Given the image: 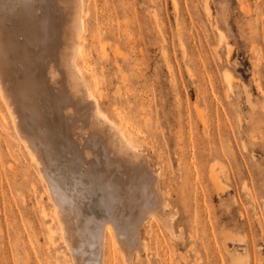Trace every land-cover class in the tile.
Listing matches in <instances>:
<instances>
[{"label": "rangeland", "instance_id": "obj_1", "mask_svg": "<svg viewBox=\"0 0 264 264\" xmlns=\"http://www.w3.org/2000/svg\"><path fill=\"white\" fill-rule=\"evenodd\" d=\"M85 1V77L159 172L173 216L172 231L156 218L141 227L148 248L133 264H264V0ZM58 134L54 168L97 222L98 183ZM51 209L0 100V264H71ZM107 237L104 264H125Z\"/></svg>", "mask_w": 264, "mask_h": 264}, {"label": "bare ground", "instance_id": "obj_2", "mask_svg": "<svg viewBox=\"0 0 264 264\" xmlns=\"http://www.w3.org/2000/svg\"><path fill=\"white\" fill-rule=\"evenodd\" d=\"M15 7L0 0V100L17 142L45 181L59 238L71 264H85L92 253L97 254L92 264H104L106 237L113 235L125 264H133L134 251L148 248L141 227L156 218L172 231L173 216L159 190V172L150 168L133 136L100 107L85 77L86 1L21 0L20 9ZM44 113L51 116L42 122ZM55 133L77 168L98 183L105 214L97 222L83 215L55 169L60 161L48 139ZM209 173L216 184L215 169ZM48 231L50 236V226Z\"/></svg>", "mask_w": 264, "mask_h": 264}]
</instances>
